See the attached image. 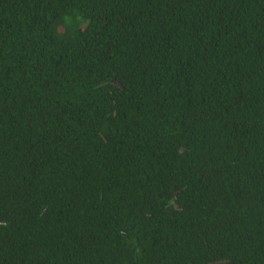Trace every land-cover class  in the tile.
Instances as JSON below:
<instances>
[{
  "label": "trees",
  "instance_id": "16d2710c",
  "mask_svg": "<svg viewBox=\"0 0 264 264\" xmlns=\"http://www.w3.org/2000/svg\"><path fill=\"white\" fill-rule=\"evenodd\" d=\"M0 264H264V0H0Z\"/></svg>",
  "mask_w": 264,
  "mask_h": 264
}]
</instances>
